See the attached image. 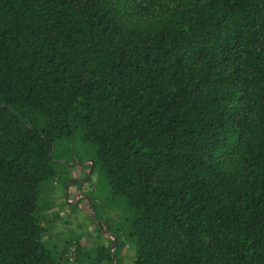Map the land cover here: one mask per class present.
<instances>
[{
	"label": "trees",
	"instance_id": "16d2710c",
	"mask_svg": "<svg viewBox=\"0 0 264 264\" xmlns=\"http://www.w3.org/2000/svg\"><path fill=\"white\" fill-rule=\"evenodd\" d=\"M75 134L134 264H264V0H0V264H55L40 186Z\"/></svg>",
	"mask_w": 264,
	"mask_h": 264
},
{
	"label": "rangeland",
	"instance_id": "374dc122",
	"mask_svg": "<svg viewBox=\"0 0 264 264\" xmlns=\"http://www.w3.org/2000/svg\"><path fill=\"white\" fill-rule=\"evenodd\" d=\"M52 167L40 186L37 213L55 264H110L108 256L99 262L101 246L112 264H134L135 242L124 228L133 212L126 196L111 189L94 146L80 134L57 139Z\"/></svg>",
	"mask_w": 264,
	"mask_h": 264
}]
</instances>
